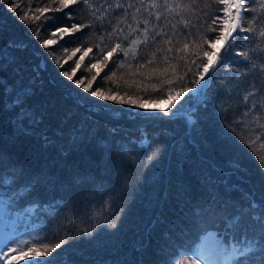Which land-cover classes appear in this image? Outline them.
Listing matches in <instances>:
<instances>
[{
    "label": "trees",
    "instance_id": "16d2710c",
    "mask_svg": "<svg viewBox=\"0 0 264 264\" xmlns=\"http://www.w3.org/2000/svg\"><path fill=\"white\" fill-rule=\"evenodd\" d=\"M11 2L0 0V49L8 52L6 45L11 41L23 43L24 50L16 51V55L20 57L21 66H26V78L31 76L35 86V95L30 103L45 112L44 125L50 126V135L56 132L55 135L60 136L57 129L75 125L83 129L84 133L90 130L91 135L88 137L90 143L75 151L66 142L67 132L54 140V146L47 148L31 137L20 136L12 142L15 129L13 113L10 111L11 102L5 104L7 98L0 92V150L7 151L15 163L22 164L32 173L43 170L49 174V182L39 186L19 206L7 208L0 201V250H4L9 239L6 229L10 222L14 224L12 236L21 235L23 240L29 241L33 237L42 239L47 234L46 230L55 225L52 228L54 234L45 242H60L62 249L56 252L65 251L75 264H179L180 259H187L184 253L193 242H198L202 232L216 222L215 218L206 221L194 215V210L204 205L210 194L228 204H244L253 199L259 202L264 198V175L261 174L264 168H261L258 160V156H264V147H261L264 136L253 145L255 152L233 139V134L217 118L214 105L218 93L213 94L206 108H200L194 114L198 120L195 126H190L181 115L169 119L159 111L154 113L157 117L154 119H137L126 113L110 119L114 115L113 109L129 112L143 110L132 105H118L113 101H100L97 97H92V101L107 105L106 110L102 112L96 107L88 109V105L75 98L77 93L84 96L89 94L83 93L72 81L58 75L65 69L70 71L75 60L83 54V48L92 46L94 52L84 59V65H87L95 55V45L99 42L97 38L87 39L85 46L76 39L83 36V32L65 35L63 39L52 37L58 43L45 49L42 42L49 38L48 32L41 30L38 37H35L29 33L25 22L17 18L27 11L29 0H17L20 7L15 12L6 6ZM37 3L43 7L50 5V0H31V7L34 9ZM218 7L213 5V9ZM79 8L77 4L60 12L44 14L57 18L55 23L49 20L47 26L58 27L72 23V20L64 18V12H73ZM212 14L220 13H210L208 19ZM28 23L36 22L30 19ZM83 31L87 32L88 29ZM62 45L68 47L69 53H56L55 59L61 63L71 55L75 47L82 46L81 53L64 64V68H60L54 58L46 55L54 49H61ZM161 59L158 56L156 63L145 68H137L136 61H128L132 67L118 70L113 69L110 62L108 67L101 70L100 77L92 87H100L111 94L119 92L126 99L130 97L139 102L163 99L169 87L176 91L182 86H195L191 83V80L197 78L193 75L196 72L195 66L186 75L185 69L181 68L176 76H172L171 72L167 77L156 73L149 79L154 68L164 67L159 63ZM239 59L236 56L229 57L232 62ZM141 62L146 63V60ZM4 68V71H0V77L10 84L15 74L8 70L7 65ZM111 70L116 71V76L107 85L102 84V79ZM243 72L242 68V84ZM82 74L90 80L95 70L89 73L82 65L75 78ZM165 79H172L174 83L167 85L163 83ZM217 79L225 80L227 87L231 77L217 73ZM87 84L88 80H85ZM189 95L185 93L179 101H185ZM76 103L82 106L77 108ZM176 107L180 105L176 103ZM88 111L95 115H89ZM66 114L71 117L70 120L64 119ZM142 126L153 137L152 147L156 149L159 158L147 166L141 162L134 173L139 179L128 181L124 172L127 157L119 146L138 141ZM245 135L255 139L247 131ZM105 142L111 144V158L105 155L103 148L97 146ZM132 147L140 151L137 144ZM65 148L69 149L67 153H64ZM143 155L146 157L148 152L143 151ZM235 161L240 163L238 170L233 167ZM3 167L0 164V169ZM81 176H87L88 181L81 182L78 179ZM100 184L108 191L98 187ZM9 191L0 187V192ZM4 203H7L6 198ZM33 204L38 206L32 207ZM102 204L105 209L111 205V210H101ZM62 205L68 210L61 208ZM20 247L26 248L27 245L21 244ZM56 252L49 255H56Z\"/></svg>",
    "mask_w": 264,
    "mask_h": 264
},
{
    "label": "snow or ice",
    "instance_id": "6c2138e0",
    "mask_svg": "<svg viewBox=\"0 0 264 264\" xmlns=\"http://www.w3.org/2000/svg\"><path fill=\"white\" fill-rule=\"evenodd\" d=\"M77 4L80 5L78 10L64 12V18L72 20V23L58 27L47 26L49 20L55 23L57 18L44 14L50 11L60 12ZM50 5L41 7L37 3L33 9L29 0L27 11L17 18L25 22L29 33L35 37H38L41 30L48 32L49 38L42 42L45 49L58 43L52 37L59 36L63 39L65 35L83 32V36L76 37L77 40L97 38L99 42L95 45V55L87 65H84V59L94 52L92 46L83 48V54L75 60L70 71L65 69L58 73L72 81V84L82 89L83 93L89 94L84 96L77 93L75 98L88 105V109L96 107L102 112L106 110L107 105L92 101V97H97L100 101L132 105L142 110L155 107L161 114L171 119L187 105V123L195 126L198 120L194 118V114L200 108H206L212 101L213 94L218 93L217 103L214 105L218 120L233 134V139L247 145L252 152L256 151L253 145L264 136V0H50ZM213 5L220 7L213 9ZM6 6L15 12L20 4L17 0H12ZM213 12L220 14H212L208 19L209 14ZM248 13L251 15H247ZM30 19L36 23H28ZM84 29L88 31L84 32ZM6 48L9 49L8 52L0 49V71H4V66L7 65L8 70L13 71L15 75L10 84L0 77V92L7 98L5 104L11 102L10 111L13 113L15 129L12 142L20 136L31 137L42 147L47 148L54 146V140L63 137L67 132L66 142L71 144L72 151L90 143L88 139L91 135L90 130L84 133L78 125L57 129L60 136L49 134L47 126L44 125L45 112L30 103L35 95L32 77L26 78V66H21L20 57L16 55V51L24 50V45L22 42L11 41ZM61 50L67 52L68 48L62 45L61 49H54L46 55L54 58V62L60 68H64V64L77 57V53H81L82 46L75 47L63 63L55 59L56 53ZM158 56L162 57L159 63L164 67L154 68L149 79L156 73L167 77L171 72L172 76H176L181 68L185 69L186 75L192 72V66H195L196 72L193 75L197 78L191 80V83L199 87L182 86L176 91L169 87L163 99L139 102L130 97L126 99L119 92L111 94L100 87L96 89L92 87L100 77L101 70L110 62L116 70L126 66L132 67L128 61H136L137 68H145L156 63ZM230 56L240 59L232 62L229 60ZM141 60H146V63H142ZM82 65L89 73L95 70V75H92L90 80L83 74L75 78ZM217 73L231 77L227 81V87L225 80L217 79ZM115 76L116 71L111 70L109 75L102 79V84L107 85ZM85 80H88L87 85ZM163 83L171 85L174 81L165 79ZM185 93L192 95L177 108L175 102ZM162 104H168L169 107L159 108L158 106ZM81 106L76 103L77 108ZM123 111L113 109L114 115L110 116V119H116ZM88 114L95 115L91 111H88ZM128 115L137 119L157 118L154 113L147 111L128 112ZM64 119L70 120L71 117L66 114ZM246 131L255 139L246 137ZM152 141L153 137L143 132L138 141H130L127 146L123 144L119 146L120 151L127 157L124 172L128 181L139 179L134 173L141 162L147 166L159 158L156 149L152 147ZM133 144H137L140 151L134 149ZM97 146L103 148L105 155L111 158L110 143H98ZM261 147H264V141L261 142ZM145 150L148 152L146 157L143 155ZM68 151L69 149H64V153ZM258 160L261 168H264V156H258ZM0 164L4 165L0 169V187L10 190L9 193L0 192V201H3L7 208L19 206L20 202L31 196L39 186L49 182L48 173L43 170L38 173L30 172L22 164L15 163L5 150H0ZM233 167L238 170L239 161L233 162ZM261 174L264 175V171ZM78 179L81 182L88 181L87 176ZM98 187L108 191L103 184ZM112 191L115 192L116 189ZM5 198L7 203H4ZM100 207L101 210H111V205L107 209L103 204ZM194 215L206 221L215 218L216 222L202 232L198 242H193L184 253L187 259H180L179 264H264V198L259 202L253 199L244 204L239 202L228 204L218 201L217 197L210 194L207 202L194 210ZM54 227L55 225H51L42 239L33 237L31 241L20 240L18 244L15 243L16 238L13 235L5 245L6 250H0V260H7L8 264H12L13 260H26L27 264H75L65 251L56 252L57 249H62L60 242L54 244L45 242L54 234L52 232ZM9 244L15 246L9 247ZM21 244L27 247L21 248ZM51 252H56V255L50 256Z\"/></svg>",
    "mask_w": 264,
    "mask_h": 264
},
{
    "label": "rangeland",
    "instance_id": "374dc122",
    "mask_svg": "<svg viewBox=\"0 0 264 264\" xmlns=\"http://www.w3.org/2000/svg\"><path fill=\"white\" fill-rule=\"evenodd\" d=\"M85 42H81V40H79L78 41V43H81V44H85V46H87V40H84ZM68 48V47H67ZM62 51V50H61ZM66 53H69V50L66 52ZM41 63H42V65H43V62H42V60H41ZM202 83V82H201ZM196 86V85H195ZM195 86H193V88L195 87ZM199 87V86H198ZM190 95H192V93H190ZM122 96H124V95H122ZM188 99V98H187ZM187 99H185V100H187ZM182 101H184V100H182ZM182 101H176L175 103H178V105H180V104H182V103H179V102H182ZM118 105H120V104H118ZM125 105H127V104H125ZM168 106V104H165L163 107H162V105H159L158 107L159 108H166ZM186 107H188V106H185V109H186ZM184 109V110H185ZM147 112H149V113H155V112H157L158 111V109L157 108H152V109H149V110H146ZM183 110H181L180 112H182ZM128 112L129 111H123V113H126V114H128ZM143 112H145V110H143ZM180 112H178V113H180ZM177 115H180V114H177ZM181 116H183L185 119H186V114H181ZM187 120V119H186ZM143 131H145V129H144V126H142V132L141 133H143ZM17 237L18 238H16L15 239V243L16 244H18L19 243V241L20 240H23L24 239V237H22V236H19V235H17ZM8 243V242H7ZM6 243V244H7ZM5 244V245H6ZM5 245H4V250H6L5 249ZM9 247H11V246H15V244H9L8 245ZM3 250V249H2ZM7 260H0V264H7ZM24 262H26L25 260H21V261H16L15 260V262H13V264H24Z\"/></svg>",
    "mask_w": 264,
    "mask_h": 264
},
{
    "label": "bare ground",
    "instance_id": "6f19581e",
    "mask_svg": "<svg viewBox=\"0 0 264 264\" xmlns=\"http://www.w3.org/2000/svg\"><path fill=\"white\" fill-rule=\"evenodd\" d=\"M108 67V66H107ZM203 83V82H202ZM197 87H198V85H197ZM137 110V109H136ZM135 110V112H138V111H136ZM145 112H146V110H145ZM47 126V130H49L50 129V126H48V125H46ZM52 128V127H51ZM53 134H56V132H53ZM200 202V201H199ZM61 208H64V209H67V207L66 206H64V205H62L61 206ZM61 210V209H60ZM68 210V209H67ZM70 213H72V211H69ZM7 233V232H6ZM8 233H10V232H8ZM24 233H27V232H24ZM24 264H27V261L26 262H24Z\"/></svg>",
    "mask_w": 264,
    "mask_h": 264
}]
</instances>
